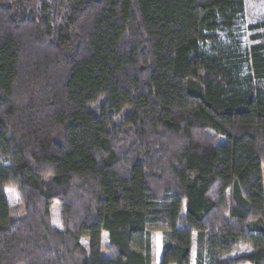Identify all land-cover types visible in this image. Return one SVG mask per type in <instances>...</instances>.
I'll list each match as a JSON object with an SVG mask.
<instances>
[{
	"label": "trees",
	"instance_id": "trees-1",
	"mask_svg": "<svg viewBox=\"0 0 264 264\" xmlns=\"http://www.w3.org/2000/svg\"><path fill=\"white\" fill-rule=\"evenodd\" d=\"M243 13L0 0V264H155L154 233L158 264H191L194 243L195 264H264L263 44L244 79L204 48ZM252 28L264 38V20Z\"/></svg>",
	"mask_w": 264,
	"mask_h": 264
},
{
	"label": "rangeland",
	"instance_id": "rangeland-1",
	"mask_svg": "<svg viewBox=\"0 0 264 264\" xmlns=\"http://www.w3.org/2000/svg\"><path fill=\"white\" fill-rule=\"evenodd\" d=\"M264 20V0H244V13L241 18L235 21L234 25L230 29H219L216 32V45L207 44L204 47L207 52L220 51L225 56H228L230 60L237 64L238 71L241 78L251 74L250 72V49L252 46L257 44H263L262 54L264 55V38H261V31L258 29H251V26L259 24ZM259 36V37H257ZM214 45V46H213ZM254 85L261 89L264 94V79L254 80ZM261 175L264 187V166L261 167ZM5 199L9 206L10 214L13 218H17L23 215V205L20 195L16 189L12 187H6L3 190ZM51 224L57 229L61 228L60 224V208L58 202H54L50 208ZM81 243L85 245V241ZM107 244L106 233L102 234V257H106L104 250ZM152 249L155 264H158L160 253L162 250L161 234L154 233L152 236ZM242 249L231 256L239 255L244 253ZM196 247L195 243L192 246L191 252V264H195Z\"/></svg>",
	"mask_w": 264,
	"mask_h": 264
}]
</instances>
